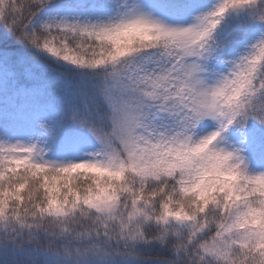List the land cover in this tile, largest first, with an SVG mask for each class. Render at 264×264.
<instances>
[{"label":"snow or ice","instance_id":"6c2138e0","mask_svg":"<svg viewBox=\"0 0 264 264\" xmlns=\"http://www.w3.org/2000/svg\"><path fill=\"white\" fill-rule=\"evenodd\" d=\"M0 29L92 82L71 120L96 144L57 161L47 141L0 138L3 264H264V168L225 135L264 129V0H0ZM213 137L227 171L195 155Z\"/></svg>","mask_w":264,"mask_h":264},{"label":"trees","instance_id":"16d2710c","mask_svg":"<svg viewBox=\"0 0 264 264\" xmlns=\"http://www.w3.org/2000/svg\"><path fill=\"white\" fill-rule=\"evenodd\" d=\"M62 2L67 5L80 2L106 3L114 7L121 0H62ZM155 2L161 11H169L179 0H155ZM230 20L235 23V20L231 18ZM256 26V24H249L245 36L249 35ZM223 29L224 26L221 25L217 30L220 36L223 34ZM0 71L5 78V88L0 90L1 120H6L1 110H7L9 107L4 99L12 100L23 92L37 99L40 104L44 103L53 108V131L56 137L88 134L86 130L72 123L71 114L73 108H76L87 115L89 109L85 108V103L91 91L92 82L82 80L71 66L39 56L34 53V50L19 45L3 29H0ZM248 127L258 128L259 126L254 121H249ZM255 143L258 146L255 148V154H258V151L264 154V134L257 133ZM0 264H3L2 259Z\"/></svg>","mask_w":264,"mask_h":264},{"label":"rangeland","instance_id":"374dc122","mask_svg":"<svg viewBox=\"0 0 264 264\" xmlns=\"http://www.w3.org/2000/svg\"><path fill=\"white\" fill-rule=\"evenodd\" d=\"M144 2L155 5L157 11L161 12L155 0H144ZM187 19V17H184V22H187ZM259 27L261 26L257 25L249 35L242 37L232 47L228 48L221 58L213 61L210 64V74L226 71L227 61L245 50V46L252 42V38L256 35V30ZM4 82V75L0 71V90L5 88ZM4 100L9 104V107L7 110H1L6 120L0 119V132L4 133L0 138L8 139L10 142L16 140L23 142L47 141L50 145L48 159L57 161H79L87 158L86 154L95 150V141L89 134L75 137H56L53 131L54 110L50 105L40 104L37 99L23 92L12 100L7 98ZM41 124L45 125V128H41ZM214 127V122L205 120L199 126L200 134L209 132ZM46 131L48 134H46ZM257 133L264 134V129L247 127L243 136L236 129H231L225 134L229 143L245 139V144L242 146L246 149L245 155L248 156L250 160L249 167L253 171H260L264 168V154L258 150V154L254 152L255 148L258 147L255 143Z\"/></svg>","mask_w":264,"mask_h":264},{"label":"clouds","instance_id":"9594fccd","mask_svg":"<svg viewBox=\"0 0 264 264\" xmlns=\"http://www.w3.org/2000/svg\"><path fill=\"white\" fill-rule=\"evenodd\" d=\"M207 133L202 134V136H207ZM195 139H199L196 137ZM238 148L242 150L238 153L240 156H245V151L242 145H237ZM229 150L227 144L223 140H218L215 137L210 138L208 142V146L204 148L201 152L196 153L201 160H207L208 164L212 166L213 169L219 167V171H227L225 167H223V160L221 157L215 155V153L219 150ZM193 153L189 152H181V156H192ZM201 162L200 160L197 163ZM231 163H235V161H231Z\"/></svg>","mask_w":264,"mask_h":264}]
</instances>
